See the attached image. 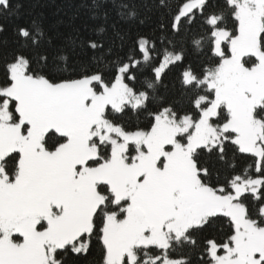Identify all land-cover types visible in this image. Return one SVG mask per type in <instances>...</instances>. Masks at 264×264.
I'll use <instances>...</instances> for the list:
<instances>
[{
	"label": "snow or ice",
	"instance_id": "snow-or-ice-1",
	"mask_svg": "<svg viewBox=\"0 0 264 264\" xmlns=\"http://www.w3.org/2000/svg\"><path fill=\"white\" fill-rule=\"evenodd\" d=\"M159 4V36L88 38L100 55L72 69L17 26L33 51L2 63L0 264H67L93 238L100 264H264V0Z\"/></svg>",
	"mask_w": 264,
	"mask_h": 264
},
{
	"label": "trees",
	"instance_id": "trees-1",
	"mask_svg": "<svg viewBox=\"0 0 264 264\" xmlns=\"http://www.w3.org/2000/svg\"><path fill=\"white\" fill-rule=\"evenodd\" d=\"M169 2L174 3L175 0ZM10 3L12 11L0 15V25L3 26L0 32V78L3 77L4 58L17 50L28 53L33 51L30 43L26 48L22 47V41L16 35L19 25L30 26L36 21L44 37L35 51L47 52L50 64L59 65L61 69H72L80 62L89 61L94 54L100 55V52L93 53L83 46L84 40L92 38L102 41L106 49L110 44H119V36H123L129 43L138 33L159 36L158 26L161 21L167 22L169 12V9L160 6L159 0H10ZM125 3L129 8L135 5L137 15L134 18L128 17L127 9L121 7ZM228 23L233 25L231 20ZM59 55L67 56V61L53 60V57ZM192 58L190 48L189 59ZM210 58L207 49L198 57L200 60ZM166 82L171 90L172 74ZM126 120L134 130L136 127H144L148 116L147 113H141L139 117L129 114ZM249 163L250 160H241L238 166L242 170ZM227 229L226 223H217L213 234L223 240ZM66 259L67 264H100L101 246L93 238L88 253L79 256L70 254ZM193 264H197L196 256H193Z\"/></svg>",
	"mask_w": 264,
	"mask_h": 264
}]
</instances>
